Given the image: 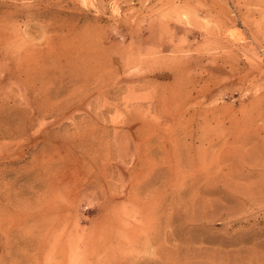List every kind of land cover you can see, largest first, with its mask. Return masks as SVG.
Returning <instances> with one entry per match:
<instances>
[{
	"label": "rangeland",
	"instance_id": "obj_1",
	"mask_svg": "<svg viewBox=\"0 0 264 264\" xmlns=\"http://www.w3.org/2000/svg\"><path fill=\"white\" fill-rule=\"evenodd\" d=\"M0 264H264V0H0Z\"/></svg>",
	"mask_w": 264,
	"mask_h": 264
}]
</instances>
